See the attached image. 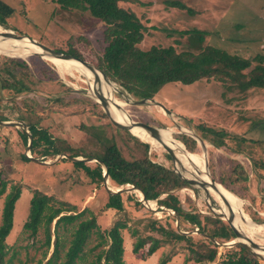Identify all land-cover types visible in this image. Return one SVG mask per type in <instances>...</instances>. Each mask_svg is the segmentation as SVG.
I'll return each mask as SVG.
<instances>
[{
    "label": "rangeland",
    "instance_id": "374dc122",
    "mask_svg": "<svg viewBox=\"0 0 264 264\" xmlns=\"http://www.w3.org/2000/svg\"><path fill=\"white\" fill-rule=\"evenodd\" d=\"M2 1L13 8V12L7 18L8 26L5 28L0 25L3 31L9 29L15 34L26 36V38L33 39L53 50L56 48H60L62 51L74 50L80 54L83 60L96 66V60L105 46L102 22L90 17L87 13L63 11L56 4L42 0ZM166 1L170 0L120 2L122 7L132 9L146 26L144 38L139 44L141 48L148 49L157 44L164 46L176 44L178 51L185 50L189 48L188 44L191 41H195L196 37H199L195 31L200 30L207 32L202 37L203 45H213L249 59L258 55L264 57V0H178L187 9L192 10V13L187 12L186 9L167 6ZM0 56L22 60L27 68L37 76L39 83L37 89L12 94L2 88L0 80V117L4 113L7 115V120L0 121L23 122L25 124L22 119H25L26 115L23 112L19 114L16 108L21 104L26 105L25 97L34 98L39 104L36 108L41 117L39 126L45 128L53 138L66 140L71 147H79L84 142L83 126H101L109 121L104 108L90 91L94 90L92 85L97 87L92 74V78H89L73 69L59 71L58 67L48 60V56L34 51L17 56L6 54L0 50ZM88 72L90 73V71ZM103 83L107 87L109 86L104 80ZM110 84L114 90L112 91L108 87L109 95L113 94V97L121 103V108L126 114L136 121L146 124L153 122L157 127L169 128L166 131L170 132L171 137L177 141L179 140L174 136L178 134H186L193 139L194 136H197L202 139L199 132L192 127L205 124L227 132L229 135L225 141L228 142V146L235 145L233 137L246 139L244 149L250 148L256 156L264 159V90L251 88L245 93L228 91L224 87L225 83L213 78L201 79L188 85L173 82L163 86L146 103L139 105L126 103L127 100L133 102L137 99L123 91L112 80H110ZM56 99H62V101L54 102ZM158 104L167 108L170 115L165 114ZM33 107L36 106L33 105ZM103 113L106 116H103ZM26 130L28 131L27 125ZM26 130L15 125H0V172L2 178L7 182L5 192L0 196V219L4 197L10 191V186L14 184L20 189L19 198L14 204L12 229L5 238L7 253L2 264H36L39 260H41V264H45L52 253L55 219L51 225L52 236L49 248L44 245L43 228L40 227L35 236H29L27 232L22 231V225L28 213L29 200L32 192L36 189L52 196L54 204H57V201L69 202L75 206L76 212L87 208L89 211L85 213L84 217H89V212L94 214L102 231L108 230L117 220L125 222L127 228L121 230L125 264H157L164 258L168 260L165 264L192 263L186 261L188 251L185 249L184 243H161L150 256L146 255L148 244L144 245L137 254L132 253L135 241V236L132 235L133 230H136L141 237L150 235L159 238L150 230V224L154 221L175 230L178 222L179 230L186 232V236H192L194 240L198 241H204L205 238L196 233L195 229H190L188 223L180 222V218L173 211L159 206L155 200H148L149 203L143 202L136 190L120 193L123 202L121 211L104 209L108 193L103 186V180L97 185L92 184L84 177V173L71 163V160L62 161L58 156L43 159L37 152L32 153L30 149L27 150L19 135V132H26ZM110 133L111 131L107 127L106 135L110 136ZM251 140L255 142L250 143ZM115 141L121 147L122 153L130 156L128 148L121 145V136L117 135ZM195 141L196 151L192 154H200L203 159L205 157L207 171L217 182L218 177L228 170L227 161L223 159L222 154H227L226 156L232 154L228 155L229 151L221 147L214 148L206 140H203L205 145L203 149L199 142ZM149 152L155 154L152 157L153 160L175 170L174 162L165 157L166 151L159 144L157 147L149 144ZM21 154L28 158L29 156L36 158L42 163L30 158L29 162H25L20 159ZM245 154L246 152L243 155L235 156L244 162ZM84 163L90 167L95 166V161ZM180 171L182 173L180 176L183 178H191L189 168L186 166H183ZM103 173L104 168L102 167V175ZM250 176L249 174L252 191L262 196L261 194H264L262 179L264 178H259L256 173ZM203 181L208 182V180ZM107 185L112 190L130 186H117L109 178H107ZM172 192L177 195L184 209L192 210L194 207L200 214L217 216L226 222L219 216L220 208L224 207L222 202L213 193L198 184L192 183L189 184V187L176 189ZM129 197L131 200H128ZM187 198H190L192 202ZM238 200L244 211V204L248 202L240 198ZM136 201H139L140 205L135 204ZM255 201L258 203V198ZM246 207L253 212L259 210L258 214L264 217L263 210L257 204ZM68 213H74V211ZM70 229L69 225L68 230L61 228L59 231L62 237L61 242L64 243L60 255L68 245ZM180 231L177 232L180 233ZM253 231L255 234L246 232L256 243L264 246V231L257 229ZM97 241L95 234L91 233L83 248V256L76 260V264H88L94 259L99 248L89 250ZM218 241L226 243V241ZM234 246L236 245L218 246V255L213 264H218L221 252ZM259 262L264 264V260H259Z\"/></svg>",
    "mask_w": 264,
    "mask_h": 264
},
{
    "label": "trees",
    "instance_id": "16d2710c",
    "mask_svg": "<svg viewBox=\"0 0 264 264\" xmlns=\"http://www.w3.org/2000/svg\"><path fill=\"white\" fill-rule=\"evenodd\" d=\"M57 5L63 11H75L87 13L90 17L99 20L104 25L102 31L105 46L96 60V66L110 80L115 82L123 91L132 95L137 100L150 99L157 94L163 86L173 82L188 85L201 79H216L225 83L228 91L245 93L251 88L264 90V57L258 55L249 59L237 54L218 48L213 45H203V36L207 32L195 31L199 34L195 41H191L188 49L178 51L176 44L152 45L148 49L139 46L144 38L146 26L140 17L130 8L120 5V2H136V0H42ZM170 7L192 10L178 0L166 1ZM13 12V8L0 0V25L5 28L7 18ZM180 33H183L179 31ZM177 32V33H179ZM187 33L188 31H184ZM183 35V34H180ZM57 51L82 59L79 53L74 50ZM83 60V59H82ZM255 61V62H254ZM0 80L1 86L7 93L17 94L32 89H37L39 83L37 76L27 68L25 63L14 57L0 56ZM21 101V100H20ZM56 99L54 102H61ZM25 104L16 109L26 115L24 120L31 136L30 151L37 152L43 159L56 157L66 153L72 157H94L102 161L107 167L108 178L117 186L132 185L141 190L147 200H155L159 206L173 211L180 222L188 223L190 229L197 228L208 237L221 241H230L234 238L231 228L226 222L217 216L200 214L196 208L184 209L177 195L172 191L189 187V183L180 177L171 168L153 160L154 153L149 152V144L140 140L126 129L114 127L109 121L104 125H90L84 127V142L79 147H71L66 140L53 138L51 134L42 128L39 123L41 117L36 110L39 105L34 98H24ZM49 102V101H48ZM33 105L36 107L34 108ZM103 116H106L103 113ZM0 120H7V115H1ZM157 126L156 124L149 123ZM158 124H161L158 122ZM107 127L111 131L110 136L106 135ZM203 140L209 142L214 148H223L229 151V156L223 155L227 161L228 170L218 177L217 182L234 193L238 198L245 200L244 211L249 217L258 222H264L259 210L249 211L246 206L257 204L264 212V194L257 195L252 191V182L249 183V174H258L264 178V159L256 156L250 149H244L246 139L235 138V145L226 142L228 133L217 130L205 124L195 125ZM171 135V133L169 132ZM20 138L27 145L28 134L25 131L19 132ZM121 136V145L128 148L130 156L124 155L121 147L115 141L116 136ZM177 138L190 153L196 151V141L186 134H178ZM254 143V140L249 141ZM246 152L245 161H240L235 155ZM165 157L171 160L169 154ZM20 159L29 162L30 159L24 154ZM62 161H68L61 158ZM90 183L98 184L103 180L102 166L95 162L90 167L82 161H71ZM250 176V177H251ZM254 180V179H252ZM264 181V179H262ZM6 180L0 172V196L5 192ZM261 191V189H260ZM20 189L16 185L10 186V191L5 194L1 219H0V264L7 253L5 238L12 229L14 204L19 198ZM256 198H258V203ZM54 198L38 189L32 192L29 200V208L26 220L22 225V231L29 236H35L41 227L44 231V245L50 246L52 236L51 225L53 226L54 242L53 250L45 264H76L77 259L83 256V248L88 237L94 233L98 241L89 251L99 248L94 259L88 264H125L123 260L124 248L121 230L126 229L125 222L117 220L108 230H100L94 214L89 212V217H84L89 210L83 208L76 212L75 206L69 202L57 201ZM192 202L190 198H187ZM128 200H131L129 197ZM54 202V203H53ZM135 204L140 205L139 201ZM104 209L121 211L123 202L121 194H108ZM74 211V213H68ZM64 213V214H63ZM68 213V214H67ZM70 229L68 245L60 255L64 243L61 242L60 229ZM150 230L158 237H141L136 230L132 231L135 241L132 246V253L137 254L144 245L148 244L146 255H152L161 243H184L188 254L186 261L191 264H213L218 255V246L209 239L204 241L194 240L192 236L178 233L174 228L165 226L160 222H152ZM6 248V249H5ZM167 258L161 259L157 264H165ZM218 264H260L259 259L254 257L245 248L236 245L220 253ZM36 264H41V260Z\"/></svg>",
    "mask_w": 264,
    "mask_h": 264
},
{
    "label": "water",
    "instance_id": "95a60500",
    "mask_svg": "<svg viewBox=\"0 0 264 264\" xmlns=\"http://www.w3.org/2000/svg\"><path fill=\"white\" fill-rule=\"evenodd\" d=\"M4 31H6V32H4V33L0 32V36L3 39L11 38V39H16V40H22V39L26 38V36L15 34L9 29L8 30L4 29ZM26 39H28L31 43H34L36 46H38L37 49H39L40 52H37V51H34V52H36L38 54H41L43 56H48L49 58L51 57V58H56V59H60V60H66V61L67 60H72V61H75V62L79 63L80 66H82L85 69H87L88 71H90L93 75H96V73L100 74L102 76L103 80L108 85H111L110 84V80L108 79V77L102 71H100L97 67L93 66L92 64L88 63L87 61L82 60V59H80L78 57L72 56L70 54H65V53H62L60 51L48 48L47 46H45V45H43V44H41V43H39V42H37V41H35L33 39H30V38H26ZM94 83L98 84V88H96L95 90H91L92 91V95L94 96L96 101H98V103H100L102 105L106 115L109 118L110 123L113 126H115L117 128H120V129H126L130 133H131V129L132 128L140 129V130L144 131L153 140H155L166 151V153L170 155L172 161H173L172 152L174 154H176V152H177V154H179L180 156L187 157L190 161L195 163L194 160L189 156V154L187 153L185 148L183 149L184 152L182 150H180V149H176V151H175L174 149H172L169 146V144H167L164 141V139L162 137V131H164L166 129H169V128L157 127V126H154V125H150V124H146V123L134 120L130 115L126 114V112L124 110H122V108H121L122 106L118 104L116 99L113 97L112 93L109 96L110 98H106V95L102 94V88L100 86L101 83H100L99 80L98 81L96 80V77H94ZM113 90H114V88L112 89V91ZM147 100L148 99H141V100H134L133 102H130L129 100H127L125 102L126 103H131V104L142 105V104L146 103ZM110 105L114 106L116 108V110L120 111L123 115H125L129 119L128 122L127 123L118 122L110 113V110H109L110 109ZM158 105L165 111V114L170 115V111L167 108H165L161 104H158ZM0 125H8V126L15 125V126H20L24 130H26V125L23 122L0 121ZM26 133L28 134V142H27V145H26V149L29 150L30 149V145H31V136H30V134H29V132L27 130H26ZM191 136H192V134H191ZM194 139L197 140V142H199L200 146L204 149L205 145L203 143V140L200 139L197 136H194ZM58 157L66 158V159L71 160V161H82V162L95 161V162L99 163L104 168V173L102 175L103 176V186H104V188H105V190L107 191L108 194H117V193H121L123 191L136 190V191L140 192L141 200L143 202H147L148 203V200L146 199L144 193L141 190L137 189L136 187H134L132 185H130L129 187L125 186V188H119V189H116V190H112L107 185V178H108L107 167H106L105 164L102 163V161L100 159L94 158V157H72V156L66 155L64 153L59 154ZM29 158L31 160H34V161H37V162H41V161H39L36 158H32L30 156H29ZM207 170H208L207 169V162H206V159L204 157V164H203V170L202 171L208 177V181H209L210 187L214 190V192H216V194H218L219 200L222 202V204L225 207V210L229 214L228 218L224 214H220L219 216L226 220L228 226L231 228V230H232V232L234 234V239L232 241H230V242L222 243V242H219L217 239H215L213 237H208L206 234L201 233L197 228H195V232L200 234V235H202L205 239L211 240L217 246L231 247L233 245H239V246L245 248L247 251H249L257 259L264 260V254L258 252V251L264 252V246L259 245L258 243H256L252 239V237L250 235H248L247 233H245L244 230L240 226V222L244 223L248 227V230L246 229V231L249 232L251 227H256V226H261L262 227V226H264V222L254 221L248 216V218H249V223H248L243 218V216L242 217L239 216V213L236 212V210H234V207L230 204V202L226 198H224V196L222 194H220L219 191L217 190L218 189V185H222V184L218 183V182H215ZM173 171L176 172L175 170H173ZM176 173L180 176V174L178 172H176ZM180 177H182V176H180ZM183 179H185L189 184L195 183L193 180H188L186 178H183ZM224 189H226V188L224 187ZM227 191H229V190H227ZM229 192L234 197H237L231 191H229ZM164 209H167V208L164 207ZM236 216H238V217H236ZM176 230L180 231L179 227H178V222H177V229ZM180 233L184 234V235L187 234L186 232H181V231H180ZM249 233L255 234L254 232H249ZM248 242H250V244L251 243L253 244L251 248L248 245Z\"/></svg>",
    "mask_w": 264,
    "mask_h": 264
},
{
    "label": "bare ground",
    "instance_id": "6f19581e",
    "mask_svg": "<svg viewBox=\"0 0 264 264\" xmlns=\"http://www.w3.org/2000/svg\"><path fill=\"white\" fill-rule=\"evenodd\" d=\"M0 32L4 33L6 31H3L0 28ZM38 46H36L34 43H31L28 39H22L20 41L17 40H12L11 38L9 39H3L0 36V50L3 51L6 54H12V55H25V53L27 52H32V51H37L40 52L39 49H37ZM48 60H50L56 67H58L59 71H70V70H76L77 72H81L82 74H85V76L87 77H96V80L100 81V83H102V94L106 95V98H110L109 96V89L112 90L114 87L112 85H109V89L108 87L103 83V78L100 74L96 73V75H93L91 72L89 73L88 71H86L85 69H83L84 67H81L79 63L72 61V60H60V59H56V58H48ZM62 74V73H61ZM92 74V76H91ZM97 84V83H96ZM107 84V83H106ZM94 86V90L96 88H98V84L97 87L95 85ZM93 88V87H92ZM93 90V89H92ZM91 91V90H90ZM92 92V91H91ZM117 101V100H116ZM119 105H121V103L119 101H117ZM110 113L111 115L120 123H127L128 122V118L123 115L121 112H119L118 110L115 109V107H113L112 105H110ZM131 133L133 135H135L136 137H138L140 140L143 141H148L149 144L154 145L157 147V142L155 140H153L151 137H149L144 131L137 129V128H132L131 129ZM162 137L164 139V141L169 144V146L174 149L176 151V149H180L183 151L184 146L181 142L173 139L171 137V135L169 134L168 131L164 130L162 131ZM184 152V151H183ZM187 153L189 154V156L194 160L195 163H193L192 161H190L187 157L184 156H180L179 154H174L172 152V158L174 161V168L176 170V172H178L179 174H182L180 169H183V166H186L187 168H189L190 174H191V178L189 177H185L188 180H193L195 183L194 184H198L199 186L205 188L207 191H210L211 193H213L216 197H218V194H216V192H214V190H212V188L209 187V181L206 183L203 180H208V177L206 178L203 170V164H204V159L202 155H197V154H192L190 152L187 151ZM198 165V166H197ZM184 171V170H183ZM220 194H222L224 196V198H226L230 204L234 207V210H236V212L239 213V216H243V218L246 220V222L249 223V218L248 215L242 210L241 205H240V201L238 200L237 197H234L229 191H227L226 189H224V187L222 185H218V189ZM138 196L141 198V194L140 192L136 191ZM149 203V202H148ZM219 209V208H218ZM214 210V209H213ZM216 211V210H215ZM219 212L221 214L226 215V217H229L228 212L223 208H220ZM238 217V216H236ZM242 224V225H241ZM240 226L241 228L246 232V229L248 230V227L240 222ZM264 226H256V227H251V229L249 230V232H254V229L257 230H262L264 231ZM247 233V232H246ZM249 234V233H247ZM251 234V233H250ZM248 245L250 247H252V243L250 244V242H248ZM262 254H264V252L262 251H258Z\"/></svg>",
    "mask_w": 264,
    "mask_h": 264
}]
</instances>
